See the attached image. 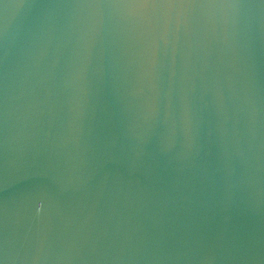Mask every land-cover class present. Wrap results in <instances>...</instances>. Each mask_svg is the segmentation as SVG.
Instances as JSON below:
<instances>
[{
  "label": "water",
  "instance_id": "95a60500",
  "mask_svg": "<svg viewBox=\"0 0 264 264\" xmlns=\"http://www.w3.org/2000/svg\"><path fill=\"white\" fill-rule=\"evenodd\" d=\"M0 264H264V0H0Z\"/></svg>",
  "mask_w": 264,
  "mask_h": 264
}]
</instances>
